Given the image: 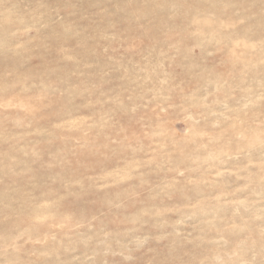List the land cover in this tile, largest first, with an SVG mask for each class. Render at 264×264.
Segmentation results:
<instances>
[{
    "label": "rangeland",
    "instance_id": "1",
    "mask_svg": "<svg viewBox=\"0 0 264 264\" xmlns=\"http://www.w3.org/2000/svg\"><path fill=\"white\" fill-rule=\"evenodd\" d=\"M0 264H264V0H0Z\"/></svg>",
    "mask_w": 264,
    "mask_h": 264
}]
</instances>
